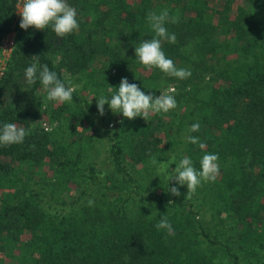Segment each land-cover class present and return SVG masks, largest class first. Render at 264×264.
I'll return each instance as SVG.
<instances>
[{"label": "trees", "instance_id": "1", "mask_svg": "<svg viewBox=\"0 0 264 264\" xmlns=\"http://www.w3.org/2000/svg\"><path fill=\"white\" fill-rule=\"evenodd\" d=\"M179 1L182 13L168 11L178 22L165 24L169 34H175V43L163 40L162 50L177 68L191 72L186 79L157 68L148 75L136 73L147 69L134 48L154 38L146 20L148 13L161 11L154 8V1L67 0L76 9L79 28L58 37L51 27L21 29L20 20L14 19L19 0H0V40L13 32L10 61L0 75V126L13 123L28 132L22 143L0 145V252L21 253L20 264H264V0H243L248 9L238 7L233 16L225 7L221 14L225 28L220 32L211 21L204 25L201 20L208 11L204 0ZM213 13L210 10V20ZM215 33L228 37H214ZM231 57L220 71L215 69L221 59ZM97 58L105 59L104 80L113 88L117 87L110 82L111 69L115 80L127 78L145 94L152 84L155 90L161 82H176L174 98L183 103V112L172 130L154 117L144 123L122 117L113 134L107 129V104L100 115L95 104L72 94L82 108L73 113L90 111L103 127L110 169L102 173L84 166L76 175L83 186L79 194L89 191L92 205L70 206L64 212L55 208L48 215L50 197L39 205L37 188L26 185L29 178L24 172H37L38 165L48 164L50 171H63L64 179H73L77 159L68 146L82 138L69 144L60 128L54 129L57 139L50 137L52 131H28V119L37 115L35 102L43 89L38 79L26 84L24 71L38 59L63 81L66 73L91 72ZM133 71L142 77L131 75ZM99 84L107 83L99 79ZM108 84L103 96L110 98ZM53 114L55 109L49 116ZM195 123L199 130L189 132ZM155 128L171 130L167 134L176 135L171 142L180 144L177 151L162 156L169 163L172 156L177 161L187 156L199 170L203 155L218 156L219 175L210 181L217 206L208 221L212 225L197 218L191 202L168 192V185L148 187L128 166L127 161L144 164L159 149L152 134ZM182 129L199 143L181 141ZM174 168L172 163L166 171ZM43 181L49 184L48 179ZM161 216L171 224V234L155 227ZM224 216L238 228L235 234H226L223 226L211 222Z\"/></svg>", "mask_w": 264, "mask_h": 264}, {"label": "rangeland", "instance_id": "2", "mask_svg": "<svg viewBox=\"0 0 264 264\" xmlns=\"http://www.w3.org/2000/svg\"><path fill=\"white\" fill-rule=\"evenodd\" d=\"M129 2H133L134 0H128ZM154 1L156 4L154 5V8H158L159 10L167 9L168 11L171 10H178V12L182 13L181 11V1L176 2V0H151ZM161 2V3H160ZM19 4V3H18ZM18 4L16 6V10L14 13V19L20 20V16L17 13L18 11ZM205 7L207 8V12L205 16L202 17V21L205 25L206 22L212 23V27L217 32L223 31L225 28V25L223 24V20L221 18L222 11L225 7L230 8L228 10L229 16H233L236 9L239 7L240 9L246 10L245 3L243 0H204ZM210 10L216 13H213L212 18L210 20ZM220 13V14H218ZM14 21V20H13ZM11 27L13 26V22L10 23ZM209 25V24H208ZM218 36L217 33L214 34V37ZM219 38H227L228 36H218ZM250 37V36H249ZM12 39H13V32L9 31L7 34H5L2 39L0 40V75L3 71H5L8 67V63L10 61L11 56V49H12ZM221 59L220 66L218 68H215L216 70L220 71V68H223V62L227 61L228 59ZM105 59H99L97 58L95 62L93 63V67L91 72H84V73H66V77L68 79H71L72 83L77 86L76 91L73 92V94L79 98V99H86L88 102L96 105V98H99L101 95L104 94V91L106 90V85L108 82L104 80V77L108 75V72L105 71ZM149 70H155V68L152 69H138L136 73L140 75H148ZM135 71L131 73L133 76H139L136 74ZM211 72L203 75V80L209 79ZM110 75L112 76V79L110 82H112V86L115 85L117 88L119 87L120 80L115 75V70L111 69ZM99 79L101 81H105L107 83L106 85H100ZM94 82V83H93ZM93 83V85H92ZM110 86V84H108ZM155 84H152L148 92L146 94L151 93L154 97L158 96L159 94H163L167 92L169 89H174V92L172 93L175 95L178 86L176 82H161L160 84H157V89L154 90ZM38 99L35 103H37V115L28 119V125L27 129L28 131H36L39 133L46 132L47 134L50 132V137L58 138L59 135L55 132L54 129H61L64 131V138L66 143H72L73 141H77L78 137L81 136L82 142L74 145V146H68V151L70 155H73L76 157V163L75 167L78 168V172L75 173V176L73 179L66 180L62 176L63 171L56 172V171H50L47 166L48 164H41L38 165V168L35 169L37 172H24V176L29 178L28 182L26 183L29 187L37 188L36 191L38 193V196L35 198L37 203L39 205L43 204L45 200H47L48 197H50L51 205L48 207L46 213L48 215L49 211H54V209H58L60 212L67 211L70 206L72 208L76 207L77 205H81L84 203H87L89 200H91L92 194H90L89 191H87L85 194L80 195L79 192L83 188L82 181L80 176L77 177L79 173L82 172V168L84 166H92L95 168V170L100 171L102 173H105L110 169V165L107 158V139L102 134L103 127L100 125L99 120L95 114H93L90 111H87L84 115L80 113H73L74 111H78L79 109L82 110V108L79 105L78 101L72 100L70 103L65 102L64 104L66 107L63 108L60 103L56 102H47L44 103L45 97L43 94V90L41 93H38ZM96 97V98H95ZM176 108L168 111L167 113H158V114H152L149 118L159 122L161 125H165V127L171 126L169 129H175L176 125L178 123V117L183 112V103L181 101L176 102ZM63 108L62 112H60L58 115L57 112H59ZM52 109H55V114H53L51 117L49 116V113ZM110 112L109 121L107 124V129L112 130L114 134V130L117 129L118 123L122 120V114L120 113H113L111 109L108 110ZM70 113V114H69ZM85 116H87L85 118ZM136 123H144L145 121L141 117L134 118ZM81 121L79 125L75 124ZM64 122H66V127ZM171 123V125H169ZM157 125V124H156ZM71 126L73 128H71ZM131 125L127 126V129H131ZM48 129V130H46ZM171 130H168L167 133H170ZM111 131V133H112ZM128 131V130H127ZM156 134L155 138L158 139V147L159 149L155 152H153V156L149 157V159H146L144 164H133L131 161H127L128 166H130L132 171L134 170L136 173H138L142 177V182H145V185L148 187H152L153 189L158 186V184L162 185H168L169 187H178V190L180 191L181 195L179 198L181 200H186L191 202L194 206L193 209L197 211V218H199L200 221H203L207 223L208 225H212L208 221L211 219L210 215L211 213L217 208L215 204V199L213 196H211V182L210 181H202L201 185L196 188L194 192H188L187 193V187L186 185L181 186L178 185L174 180L167 181V177L169 172L167 171H161L160 168H166L167 165H154L152 163V160L154 158H157L158 162L161 163H167L168 159L163 158L162 156L170 152L171 150L177 151V148L180 146V144L177 146L174 143L171 142V139H175L176 135L167 134L164 129L161 128H155L152 131V134ZM180 140L184 141L187 136V132L184 131V129L180 132ZM171 146V147H170ZM58 168V166H55ZM44 176V178H43ZM48 179L49 184L47 185L43 184V180ZM58 180L59 183L57 185H54V180ZM26 180V179H24ZM46 187V188H45ZM52 189V190H51ZM154 191V190H153ZM61 201H64L65 204H61ZM59 205H58V204ZM134 209L133 205L130 206V210L132 211ZM228 215V214H227ZM228 216L224 217H215L211 220L213 224H219L223 226V229L225 230L226 234L233 235L236 233V230L238 228L235 226V224L230 223V219H227ZM216 235L220 238V235L218 232H216ZM23 239V238H22ZM221 240V238H220ZM20 258L21 253L19 252H9V254L0 252V261H4V264H20ZM220 257L216 258L214 261L215 263L218 262V259Z\"/></svg>", "mask_w": 264, "mask_h": 264}, {"label": "clouds", "instance_id": "3", "mask_svg": "<svg viewBox=\"0 0 264 264\" xmlns=\"http://www.w3.org/2000/svg\"><path fill=\"white\" fill-rule=\"evenodd\" d=\"M17 13L20 16L19 27L24 30L29 27L37 30L51 27L58 37H64L79 28L76 9L70 6L67 0H19ZM146 20L155 35L151 40H144L134 48L138 62L147 69L157 68L171 77L178 79L190 77L191 72L189 70L177 68L162 50L163 40L175 43V34H169L165 24L178 22V17H170L168 10L163 9L158 13L155 11L148 13ZM36 57L38 56L31 58ZM24 76L28 85L36 83L37 79L39 80L42 85L45 104L47 102L70 103L72 94L77 88L71 79L66 77L62 81L55 71H50L46 64L40 65L38 59H34V62L25 69ZM108 91L111 93L110 98L103 95L99 98L95 97L97 111L100 115L104 114V105L107 104L113 113H120L128 120L141 117L147 121L152 114L167 113L177 106L172 94L174 89H169L167 92L154 97L151 93L145 94L137 84L129 83L127 78L120 80L118 89L109 86ZM198 130V123L192 124L188 129L189 132ZM26 135L28 132L23 127H18L13 123H5L0 126V145L22 143ZM186 141L192 144L199 143L198 138L191 135L186 136ZM200 147L203 148L204 145L200 144ZM217 161L218 156L216 154H205L200 159L199 170L193 166L192 160L187 156L179 161L176 160L175 156H172L171 163H161L158 162L157 158H154L152 163L154 165L166 164L168 168L170 164L175 163V168L168 175L167 181L174 180L178 185H186L188 193L194 192L202 181H215L217 179L219 175ZM160 170L166 171L167 169L161 167ZM168 192L174 196L181 195L178 187L175 186L168 187ZM88 203L92 205L93 201L89 200ZM155 227L168 230L171 234V224L166 216H161Z\"/></svg>", "mask_w": 264, "mask_h": 264}, {"label": "built area", "instance_id": "4", "mask_svg": "<svg viewBox=\"0 0 264 264\" xmlns=\"http://www.w3.org/2000/svg\"><path fill=\"white\" fill-rule=\"evenodd\" d=\"M12 45V44H11Z\"/></svg>", "mask_w": 264, "mask_h": 264}]
</instances>
